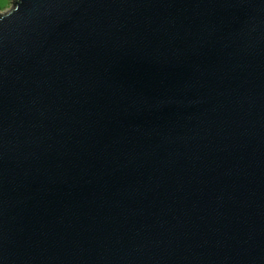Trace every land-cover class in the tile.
<instances>
[{
	"label": "water",
	"instance_id": "1",
	"mask_svg": "<svg viewBox=\"0 0 264 264\" xmlns=\"http://www.w3.org/2000/svg\"><path fill=\"white\" fill-rule=\"evenodd\" d=\"M0 264H264V0H12Z\"/></svg>",
	"mask_w": 264,
	"mask_h": 264
},
{
	"label": "rangeland",
	"instance_id": "2",
	"mask_svg": "<svg viewBox=\"0 0 264 264\" xmlns=\"http://www.w3.org/2000/svg\"><path fill=\"white\" fill-rule=\"evenodd\" d=\"M12 0H0V13L5 12L11 7Z\"/></svg>",
	"mask_w": 264,
	"mask_h": 264
}]
</instances>
